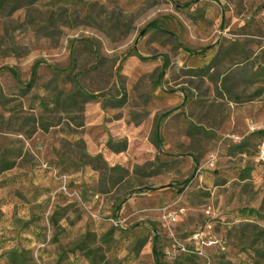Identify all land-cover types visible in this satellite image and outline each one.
I'll use <instances>...</instances> for the list:
<instances>
[{
  "label": "rangeland",
  "instance_id": "rangeland-1",
  "mask_svg": "<svg viewBox=\"0 0 264 264\" xmlns=\"http://www.w3.org/2000/svg\"><path fill=\"white\" fill-rule=\"evenodd\" d=\"M262 146L264 0L0 9V264H264Z\"/></svg>",
  "mask_w": 264,
  "mask_h": 264
},
{
  "label": "trees",
  "instance_id": "trees-1",
  "mask_svg": "<svg viewBox=\"0 0 264 264\" xmlns=\"http://www.w3.org/2000/svg\"><path fill=\"white\" fill-rule=\"evenodd\" d=\"M9 0H0V9L1 8H3V7H5V5L7 4V2H8ZM91 97H93V96H91ZM157 129H158V125L156 124L155 125V134L157 133ZM248 212L250 213V214H252L253 212H254V210H248ZM14 256H10L9 255V258H8V260H9V264H22V263H25V258H23V259H21V258H19V256L20 255H17V254H13Z\"/></svg>",
  "mask_w": 264,
  "mask_h": 264
},
{
  "label": "built area",
  "instance_id": "built-area-1",
  "mask_svg": "<svg viewBox=\"0 0 264 264\" xmlns=\"http://www.w3.org/2000/svg\"><path fill=\"white\" fill-rule=\"evenodd\" d=\"M263 155H264V150H263V146H262L261 149H260V155H259V156H260L262 159H264ZM209 243H210V244H215L216 241H215V240H210Z\"/></svg>",
  "mask_w": 264,
  "mask_h": 264
}]
</instances>
